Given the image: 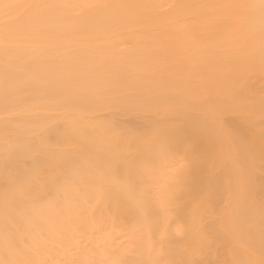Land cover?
<instances>
[{
    "label": "bare ground",
    "instance_id": "1",
    "mask_svg": "<svg viewBox=\"0 0 264 264\" xmlns=\"http://www.w3.org/2000/svg\"><path fill=\"white\" fill-rule=\"evenodd\" d=\"M258 3L0 0V261L262 264L264 29L258 9L215 7ZM166 121L196 131L200 167L143 217L136 164ZM34 145L62 182L6 188L7 150ZM186 163L157 159L153 185Z\"/></svg>",
    "mask_w": 264,
    "mask_h": 264
},
{
    "label": "snow or ice",
    "instance_id": "2",
    "mask_svg": "<svg viewBox=\"0 0 264 264\" xmlns=\"http://www.w3.org/2000/svg\"><path fill=\"white\" fill-rule=\"evenodd\" d=\"M30 7L35 8L38 13L42 10L57 7V5L37 3ZM221 9L242 7L250 9H258L262 29H264V0H259L258 4L247 5H216ZM196 131L182 127L175 121L163 122L155 132V141L151 146L150 152L138 163L136 167L139 169V175L135 177V182L141 188V194L135 198L133 210L143 216L148 217L163 208L170 211L177 196L184 192L189 186V176L196 172L200 167V160L196 147ZM32 155L28 160L21 162V155L16 149L7 150V154L3 158V179L6 188H17L25 194L31 193L33 190L39 189L41 186L47 185L50 179L62 182L63 177L52 168L53 161L51 159H42L44 148L40 145H34ZM49 156H55V152H49ZM129 155L133 153L129 151ZM178 157L187 161L183 166V173L176 182L166 188L161 189L153 185L152 177L155 171L157 159H167L169 156ZM264 158V157H262ZM49 169L52 170L53 176L47 175ZM0 264H32L31 261H0ZM81 264H95L94 261L85 260ZM119 264H125L120 261ZM170 264H185V262L172 261ZM192 264H202L201 261H194ZM239 264V262H237ZM264 264V261H262Z\"/></svg>",
    "mask_w": 264,
    "mask_h": 264
}]
</instances>
